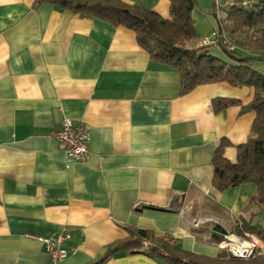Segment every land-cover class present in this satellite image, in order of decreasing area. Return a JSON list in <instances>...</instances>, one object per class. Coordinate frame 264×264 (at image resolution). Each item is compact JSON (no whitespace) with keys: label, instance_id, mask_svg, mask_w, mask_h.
I'll return each mask as SVG.
<instances>
[{"label":"crops","instance_id":"0c3cea01","mask_svg":"<svg viewBox=\"0 0 264 264\" xmlns=\"http://www.w3.org/2000/svg\"><path fill=\"white\" fill-rule=\"evenodd\" d=\"M124 1L169 17V0ZM35 2L0 0V264H51L44 239L62 232L69 255L57 264H94L127 226L215 257L216 224L231 233L264 222L248 206L254 183L213 184L219 141L232 142L225 156L235 161L250 136L253 87L222 81L182 94L180 73L134 31ZM215 98L239 103L216 111ZM65 118L89 132L84 161L53 136ZM101 264L168 263L140 249Z\"/></svg>","mask_w":264,"mask_h":264},{"label":"trees","instance_id":"16d2710c","mask_svg":"<svg viewBox=\"0 0 264 264\" xmlns=\"http://www.w3.org/2000/svg\"><path fill=\"white\" fill-rule=\"evenodd\" d=\"M43 1L134 31L138 43L154 61L180 73L182 94L200 85L222 81L236 87H253L254 97L246 105L256 112L250 136L237 146L235 161L225 156V149L232 142L226 137L219 141L213 158V184L217 189L225 190L254 183L256 193L248 206L264 211V72L253 66L255 60H264V0H245L234 5L224 2L221 6L224 16L218 19L220 31L213 33L211 43L198 47L191 45L199 38L193 16L198 0H169L168 18L154 9L124 0H36L35 4ZM212 46L220 48L226 58L212 53ZM237 103L238 100L231 98H215L213 101L216 111ZM126 228L130 235L112 243L106 256L94 264H101L113 252L133 253L140 249L168 264H264V252L240 258L221 250L212 257L184 250L151 233L142 236L132 226ZM231 233L238 236L253 233L264 242V226L250 220L235 223ZM144 241L151 244L146 247Z\"/></svg>","mask_w":264,"mask_h":264},{"label":"built area","instance_id":"2783aa9c","mask_svg":"<svg viewBox=\"0 0 264 264\" xmlns=\"http://www.w3.org/2000/svg\"><path fill=\"white\" fill-rule=\"evenodd\" d=\"M218 7L223 3L234 5L245 0H214ZM212 42L210 37H206L201 44H209ZM231 46V45H230ZM53 136L64 147L68 158L75 161H84L89 153L90 135L87 129L82 124H74L71 119L65 118L60 129L56 130ZM68 234L62 232L55 237L44 239L46 250L52 256V263L57 264L62 259L69 255V251L64 247V240ZM168 242L171 238L165 237ZM146 247L151 243L144 241ZM218 247L229 251L236 257L250 258L255 254L264 252V242L253 233H246L243 236H238L232 233L223 235V238L217 242ZM163 254H167L166 250H162Z\"/></svg>","mask_w":264,"mask_h":264},{"label":"rangeland","instance_id":"374dc122","mask_svg":"<svg viewBox=\"0 0 264 264\" xmlns=\"http://www.w3.org/2000/svg\"><path fill=\"white\" fill-rule=\"evenodd\" d=\"M220 1L223 2V0ZM193 16L196 20V30L199 34V38L191 43V45L198 47L200 46V42H202L206 37H211L214 32L218 33L220 31L218 19H222L224 11L222 7H218L215 4L214 0H198V6L194 9ZM210 51L217 56L226 58L223 51L216 46H212ZM253 66L264 72V60H255L253 62ZM259 217L260 219H264V211L259 214ZM261 224L264 226V222H261Z\"/></svg>","mask_w":264,"mask_h":264},{"label":"water","instance_id":"95a60500","mask_svg":"<svg viewBox=\"0 0 264 264\" xmlns=\"http://www.w3.org/2000/svg\"><path fill=\"white\" fill-rule=\"evenodd\" d=\"M213 228L214 230L219 231L221 234H228V230L225 229L220 223L216 224ZM139 234L142 236H146V231L144 229H139Z\"/></svg>","mask_w":264,"mask_h":264}]
</instances>
